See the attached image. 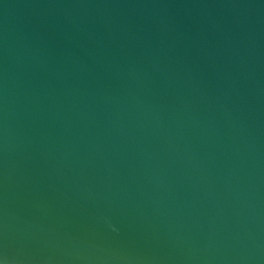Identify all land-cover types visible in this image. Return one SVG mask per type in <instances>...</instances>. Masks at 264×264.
Wrapping results in <instances>:
<instances>
[{"label": "water", "instance_id": "obj_1", "mask_svg": "<svg viewBox=\"0 0 264 264\" xmlns=\"http://www.w3.org/2000/svg\"><path fill=\"white\" fill-rule=\"evenodd\" d=\"M0 264H264V0H0Z\"/></svg>", "mask_w": 264, "mask_h": 264}]
</instances>
